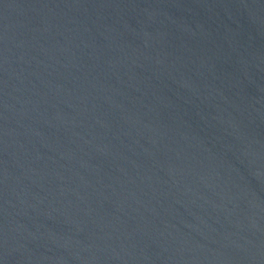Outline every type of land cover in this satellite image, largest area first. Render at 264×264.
Listing matches in <instances>:
<instances>
[{"label": "water", "instance_id": "water-1", "mask_svg": "<svg viewBox=\"0 0 264 264\" xmlns=\"http://www.w3.org/2000/svg\"><path fill=\"white\" fill-rule=\"evenodd\" d=\"M0 264H264V0H0Z\"/></svg>", "mask_w": 264, "mask_h": 264}]
</instances>
